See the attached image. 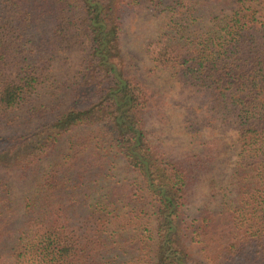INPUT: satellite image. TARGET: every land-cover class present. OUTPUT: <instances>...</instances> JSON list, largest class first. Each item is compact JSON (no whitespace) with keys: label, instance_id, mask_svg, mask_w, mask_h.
Wrapping results in <instances>:
<instances>
[{"label":"trees","instance_id":"trees-1","mask_svg":"<svg viewBox=\"0 0 264 264\" xmlns=\"http://www.w3.org/2000/svg\"><path fill=\"white\" fill-rule=\"evenodd\" d=\"M205 1L234 10L204 22L199 0H0V264H264V0ZM143 7L164 14L148 75L194 97L176 150L151 141L162 112L123 50ZM227 137L229 190L191 212L195 184L224 189L209 176Z\"/></svg>","mask_w":264,"mask_h":264},{"label":"rangeland","instance_id":"rangeland-1","mask_svg":"<svg viewBox=\"0 0 264 264\" xmlns=\"http://www.w3.org/2000/svg\"><path fill=\"white\" fill-rule=\"evenodd\" d=\"M199 1L198 12L203 16L204 22H207L211 16L229 15L234 10L235 5L233 2L226 7L210 6L205 0ZM251 3L256 5L255 2ZM255 8L260 9L258 5ZM163 15L162 12L153 11L148 7L128 12L124 19L122 43L132 73L150 90L151 102L156 106L155 108L162 112L161 115L155 116L152 114L148 119L147 131L150 134V139L154 143L162 141L166 150L171 151L179 149L177 144L179 143V147H181L184 143L183 141L187 139V137L183 136V132H187L183 128V117H187L186 108L190 107L191 103H194V97L190 89L180 86L168 73L161 72L152 76L147 73L151 68V62L145 53V46L149 40L155 38L158 34ZM86 44L85 42L82 49L71 55L69 60L70 67L68 68L70 75H74L80 65L86 53V48H84ZM78 131L92 132L94 127H82ZM225 132H228L226 136H230L233 131L227 129ZM225 132L220 133V135H224ZM232 141L227 137L221 143L223 153L219 155V161L209 176L212 177L214 175L217 185L223 186L224 189L220 192H218L217 188L213 190L205 181L195 184L190 200L191 206L189 210L191 212L198 207H214L220 202L221 195L228 192L226 180L236 148L235 143ZM117 169L118 172H115V174L120 175L123 173L122 166L117 165Z\"/></svg>","mask_w":264,"mask_h":264}]
</instances>
